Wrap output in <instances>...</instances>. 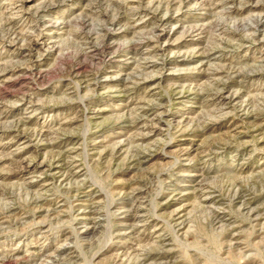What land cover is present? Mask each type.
<instances>
[{"label": "rangeland", "instance_id": "374dc122", "mask_svg": "<svg viewBox=\"0 0 264 264\" xmlns=\"http://www.w3.org/2000/svg\"><path fill=\"white\" fill-rule=\"evenodd\" d=\"M0 217L3 264H264V0H0Z\"/></svg>", "mask_w": 264, "mask_h": 264}, {"label": "bare ground", "instance_id": "6f19581e", "mask_svg": "<svg viewBox=\"0 0 264 264\" xmlns=\"http://www.w3.org/2000/svg\"><path fill=\"white\" fill-rule=\"evenodd\" d=\"M257 4V3H256ZM30 72V71H29ZM135 206V205H134ZM137 208V207H136ZM139 208V207H138ZM134 211H136V209L134 210ZM139 211V210H138ZM4 215V214H3ZM258 215V214H257ZM83 216V215H82ZM1 218V217H0ZM136 218V217H135ZM2 219V218H1ZM142 221V220H141ZM93 222V221H92ZM139 222V221H138ZM138 222H136V223H138ZM90 223V222H89ZM124 223V222H123ZM128 223V222H127ZM127 223H125V224H127ZM135 223V224H136ZM129 224V223H128ZM131 224V223H130ZM131 225H133V224H131ZM95 226V225H94ZM137 226V225H136ZM130 227H132V226H130ZM129 228V227H128ZM130 229V228H129ZM89 230V229H88ZM10 256V255H9ZM11 256H14L13 254H11ZM7 258H12V257H6V256H4V257H2V258H0V263H8V261L10 260V259H7ZM26 261V260H25ZM137 262V261H136ZM145 263V262H144Z\"/></svg>", "mask_w": 264, "mask_h": 264}]
</instances>
